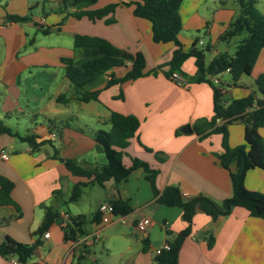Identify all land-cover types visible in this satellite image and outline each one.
<instances>
[{"label": "crops", "instance_id": "0c3cea01", "mask_svg": "<svg viewBox=\"0 0 264 264\" xmlns=\"http://www.w3.org/2000/svg\"><path fill=\"white\" fill-rule=\"evenodd\" d=\"M60 1L0 0V122L10 130L0 133V151L9 154L7 160L0 158V176L13 183L10 196L15 204H0V243L7 238L22 243L39 238L40 244L30 257L31 262L39 264H154L155 250L186 226L181 209L156 201L146 172L140 167L118 185L112 179L99 185L93 176L72 174L52 154L55 148L62 158L74 159L83 166H103L106 157L96 149L92 132L108 129L112 112L133 114L140 124L123 149V164L130 166L137 158L157 170L154 182L159 192L173 185L185 198L203 194L221 202L231 195L228 170L216 157L222 151L221 134L201 137L192 127L197 119L211 117L212 88L205 82L189 80L195 73L193 57L182 63V83L169 79L167 62L174 43L164 36L153 39L150 22L133 14L134 3L139 0H88L64 10L58 9ZM108 4L115 6L101 17L73 15L78 10ZM256 5L264 12V0H257ZM179 14L182 29L178 39L184 50L197 37L201 46H210L206 62L218 52L233 54L239 39L222 42L218 36L237 10L228 9L220 0H182ZM10 15L27 18L12 21L7 18ZM198 30L208 36V43L194 36ZM76 34L108 40L124 61V65L111 68L87 87L99 90L96 99L88 102L75 98L66 67L79 75L106 57V51L94 45H75ZM137 52L144 57L145 75L106 85L110 76H124L136 67ZM262 72L264 47L250 74L242 75L237 86L228 85V71L217 75L225 84L223 98L258 95L254 79ZM61 94L68 97L67 102L57 100ZM186 124L191 132L181 131ZM258 133L264 142V127ZM26 134H35L36 141L44 143L33 148L19 138ZM227 141L231 147L244 143L242 122L227 126ZM155 152H160L161 160ZM230 170H235V163L230 164ZM80 183L77 197L69 200L73 186ZM244 185L264 193V171L258 167L249 169ZM116 198L129 200L128 213L109 223L90 221L99 203ZM45 206L57 213L45 230L49 234L46 238L43 233L36 234ZM63 214L67 218L60 225ZM77 215L88 220L87 232L81 236L66 227ZM141 216L149 217L151 222L144 233L135 227ZM209 233L214 237L210 248ZM99 244L105 254L97 253ZM0 264L20 263L14 256L0 255ZM177 264H264V219L250 216L239 206L215 219L197 209L190 233L179 249Z\"/></svg>", "mask_w": 264, "mask_h": 264}, {"label": "trees", "instance_id": "16d2710c", "mask_svg": "<svg viewBox=\"0 0 264 264\" xmlns=\"http://www.w3.org/2000/svg\"><path fill=\"white\" fill-rule=\"evenodd\" d=\"M86 1L88 0H61L58 9L76 8ZM181 2L182 0H139L134 3L133 14L150 22L154 40L164 36L174 43L175 48L167 62V76L173 71L181 73L182 63L188 57H193L195 73L189 77V80L196 83L205 82L212 88L213 113L211 117L197 119L192 127L201 137L210 133L221 134L222 151L216 154V157L221 166L228 170L231 195L221 202H216L203 194L185 198L179 188L173 185H167L159 192L154 182L157 170L150 168L146 162L137 158L132 159L130 166H125L122 162L123 149L129 144V139L135 136L140 124L139 119L133 114L112 112L108 118L109 128L97 129L92 132L96 149L102 151L106 157V163L103 166H83L74 159L62 158L55 148L52 154L72 174L93 176V181L99 185L108 179H112L118 185L127 178L133 169L140 167L146 172V178L156 195V201L166 206H175L181 209V218L186 222V226L172 240L166 242L168 244L167 249L155 254L154 264H177L179 249L184 238L190 233L192 217L197 209L215 219L218 216L228 215L233 207L239 206L246 209L250 216L264 219V193L249 190L244 185V177L249 169L258 167L264 171V142L258 133V129L264 127V72L258 74L254 79L259 96L250 93L231 100L223 98L222 89L225 84L217 78L218 74L228 71L231 77V83L228 85L237 86L242 75L250 74L259 51L264 47V12L257 7V0H237L238 13L219 34L218 41L227 42L234 37L243 36L237 41L233 54L218 52L210 61L206 62L205 54L210 49L209 45L197 47L198 38L195 37L188 50H184L178 39V34L182 29L179 14ZM114 6L115 4H108L93 10H78L73 12V15L78 18L87 16L93 19L106 14ZM7 18L12 21H23L27 16L10 15ZM74 44L99 46L106 51V57L95 61L79 75H74L70 68L66 67V76L74 91L75 98L79 101L88 102L96 99L99 90H87V87L95 84L111 68L124 65V61L118 56L116 46L102 37L76 34ZM136 61V67L131 72L121 77L110 76L106 85L145 75V61L140 52L136 53ZM155 72L153 71V73ZM213 78L217 82H214ZM57 100L65 103L68 97L61 94ZM233 122L244 124V143L231 147L227 141V126ZM4 132L10 133V130L0 122V133ZM19 138L33 148L44 143L42 141L38 143L35 134H26L19 136ZM144 148L151 151L148 147ZM159 153L155 152V156L161 160ZM231 163H235V170L233 171L230 170ZM80 185L82 184L73 186L69 200L77 197ZM12 187L13 183L9 179L0 176V204L15 205L10 196ZM109 203L112 204L115 215H124L131 209L128 199H111ZM56 218V211L50 206H45V214L36 234H42ZM90 221H99L98 211ZM87 222L88 220L84 215H77L70 218L66 227L74 235L81 236L87 232L85 228ZM166 233L169 234V230H166ZM213 243L214 237L209 233L207 247H212ZM39 244V238L32 243H22L7 238L6 242L0 243V255L14 256L20 264H39L30 261L35 247ZM142 249L145 250V246Z\"/></svg>", "mask_w": 264, "mask_h": 264}, {"label": "built area", "instance_id": "2783aa9c", "mask_svg": "<svg viewBox=\"0 0 264 264\" xmlns=\"http://www.w3.org/2000/svg\"><path fill=\"white\" fill-rule=\"evenodd\" d=\"M169 79H171L172 81L176 82V83H182L183 77L181 76V74L178 71H173L169 76ZM214 82H217V80L215 78H213ZM223 90V89H222ZM54 136V134H52V137ZM0 158L3 160H7L9 158V154L8 152L1 150L0 151ZM97 211L99 213V221L101 223H109L112 220H114L115 218L121 219L120 215H115L113 213V206L111 203L108 202H101L98 205ZM67 218V214H63L61 216V221H60V225H64V221L63 219ZM150 218L147 216H141L140 218H138L135 222V227L137 229L138 232L140 233H144L146 231V229L150 226ZM49 234L47 231L43 232V237L46 238L48 237ZM168 248V244L164 243L161 247L157 248L155 250L156 254H159L163 249H167Z\"/></svg>", "mask_w": 264, "mask_h": 264}, {"label": "rangeland", "instance_id": "374dc122", "mask_svg": "<svg viewBox=\"0 0 264 264\" xmlns=\"http://www.w3.org/2000/svg\"><path fill=\"white\" fill-rule=\"evenodd\" d=\"M210 0H208L209 2ZM223 2H221L222 5H224L225 7H227L228 9H234V10H237V13H238V2L237 0H222ZM260 6V5H259ZM258 7V6H257ZM209 21H210V18H209ZM202 30H198L194 33V36H198L199 39L203 40L204 43H208L209 42V38L206 34H202L201 32ZM201 32V33H200ZM243 35H240V36H237L238 39H240ZM223 42V41H222ZM218 45L220 44L219 42L217 43ZM197 47H202L199 43L196 44ZM207 53V52H206ZM206 55V54H205ZM66 204H70V202L66 201ZM97 250V253L98 254H105L104 252V249H103V246L102 244H99L96 248Z\"/></svg>", "mask_w": 264, "mask_h": 264}, {"label": "water", "instance_id": "95a60500", "mask_svg": "<svg viewBox=\"0 0 264 264\" xmlns=\"http://www.w3.org/2000/svg\"><path fill=\"white\" fill-rule=\"evenodd\" d=\"M181 131L183 132H191V128L188 124L181 127ZM8 243H11L10 241H7Z\"/></svg>", "mask_w": 264, "mask_h": 264}]
</instances>
